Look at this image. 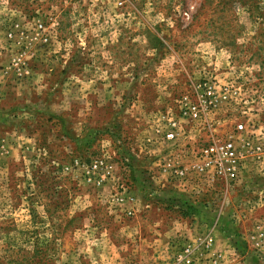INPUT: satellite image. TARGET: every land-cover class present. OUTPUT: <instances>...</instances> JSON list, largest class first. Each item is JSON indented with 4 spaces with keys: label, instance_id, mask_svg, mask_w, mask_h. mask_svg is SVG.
<instances>
[{
    "label": "rangeland",
    "instance_id": "obj_1",
    "mask_svg": "<svg viewBox=\"0 0 264 264\" xmlns=\"http://www.w3.org/2000/svg\"><path fill=\"white\" fill-rule=\"evenodd\" d=\"M208 88L212 130L190 125V152L179 153L235 140L243 158L236 183L217 188L197 173L189 183L211 192L201 210L235 216L213 248L221 264H264V0H0V264H91L96 252L75 244L70 225L53 224L75 208L76 190L95 194L78 162L116 148V173L141 182L150 216L180 225L167 251L173 264L210 218L170 196L198 203L203 188L150 186L140 145L159 139L161 116L178 112L180 98L200 101ZM47 221L53 228H43ZM137 250L133 260L155 264L151 248Z\"/></svg>",
    "mask_w": 264,
    "mask_h": 264
},
{
    "label": "built area",
    "instance_id": "obj_2",
    "mask_svg": "<svg viewBox=\"0 0 264 264\" xmlns=\"http://www.w3.org/2000/svg\"><path fill=\"white\" fill-rule=\"evenodd\" d=\"M212 92L213 90L208 88L206 98L200 101H194L188 95L180 98L178 112L170 110L161 116V122L156 128L159 139L153 141L151 137L145 136L141 140V152L146 157L143 158L142 166L145 167L144 174L146 180L150 181V186L154 184L157 187L181 190L180 192L185 194L194 193L197 195L201 192L199 189L205 185L198 186L199 188L196 190H194L195 188L191 189L193 187L189 182L196 173L208 185L215 184L217 188L231 187L239 179L243 158H241L242 152L233 138L215 137L210 143L198 148L196 153L193 150L190 158L179 153V147H185L187 153L190 152L189 149L193 143L190 125L201 121L208 130H212V124L206 116L204 104L208 101L214 102L210 98ZM223 97H227L225 92ZM238 129L243 130L244 124L240 123ZM157 145H159L158 152H156ZM117 153H121L120 148H116L114 152L110 151V153L105 151L102 156L95 157L89 162H85V160L78 162L86 183L95 187L113 183L114 192L107 201L112 209L123 207L124 204L126 206L134 204V198L127 195L129 183H131L129 178L122 179L116 173V165L112 157L114 158ZM127 161L129 160L127 159ZM126 167L128 166L126 165L124 168ZM198 198L203 200L205 206L211 204V192L205 188L202 189V194H199ZM252 202L254 204L255 201H250V203ZM259 228H264V222ZM213 245L214 239L211 232L206 231L189 241L182 250L176 252L172 258L173 264H203L205 262L221 264L222 257L214 254Z\"/></svg>",
    "mask_w": 264,
    "mask_h": 264
},
{
    "label": "crops",
    "instance_id": "obj_3",
    "mask_svg": "<svg viewBox=\"0 0 264 264\" xmlns=\"http://www.w3.org/2000/svg\"><path fill=\"white\" fill-rule=\"evenodd\" d=\"M129 180L131 183H129V192L127 195L134 198L133 205L126 206L124 204L123 207L112 209L107 201L111 198L114 189L109 184L103 187H95V194L88 192L84 188L83 190H76L75 208L70 207L69 209L64 208V210H61L65 214H60L57 217L59 218V224L55 223L53 225H56L57 228L65 226L66 224L68 226L70 225L69 228L74 232L73 241L75 244L82 246V250L85 253H90V255L96 252L92 257L88 256L90 260L91 258L94 259L91 264H145L149 259L144 258L141 261L133 260V254H137L138 247H140L139 252L143 247L151 248L154 261H156L155 264H171L170 260L168 261L167 251L170 240L175 230H177V226L180 225H176L178 221H176L175 217L170 219V223H160L161 219L151 217L150 211L146 208V202L143 203L147 198L143 196L141 191V182H139L140 187H137L134 179L129 178ZM76 189H80V186ZM191 199L195 200L196 198L192 197ZM170 200L174 202L175 198L173 197ZM129 211H131V214H129ZM202 211L204 210H194L189 215L197 218L201 216L202 218L204 215ZM102 212L106 215L102 214ZM204 212L210 218L208 225L204 222L205 226L209 228L205 232L211 231V236L214 239L213 248L216 246L219 247L218 244L222 242L219 239L228 235L226 231L232 225H236L237 222L232 220L235 216L232 215L231 218L222 212ZM43 214L51 216L53 213L46 212V209H43ZM103 215L108 217L109 221H105ZM97 216H100V218H96ZM47 222L43 224V228H46V226H49L47 227L48 230L53 228V225ZM71 222H74V225ZM210 225L212 226L210 227ZM120 235L123 236L121 241L116 238V236ZM49 240L51 243L52 240ZM59 240V242H63V239ZM123 248L126 252L122 251ZM101 251L105 255L106 252H112V254L100 256L99 252ZM222 252L226 255L225 251ZM156 254H158L157 257ZM203 264L207 263L205 262Z\"/></svg>",
    "mask_w": 264,
    "mask_h": 264
},
{
    "label": "trees",
    "instance_id": "obj_4",
    "mask_svg": "<svg viewBox=\"0 0 264 264\" xmlns=\"http://www.w3.org/2000/svg\"><path fill=\"white\" fill-rule=\"evenodd\" d=\"M172 193V192H171ZM175 198L176 202H178L180 205L188 208H191L190 212H193L194 210L200 211L202 209V205L200 204L201 201L203 200H198V203L196 202L197 199L192 200L187 198L184 195H179L173 192V194H171L170 199ZM194 201V203H193Z\"/></svg>",
    "mask_w": 264,
    "mask_h": 264
}]
</instances>
